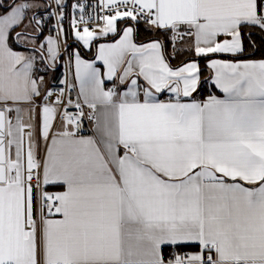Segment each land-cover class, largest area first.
<instances>
[{
	"label": "snow or ice",
	"instance_id": "1",
	"mask_svg": "<svg viewBox=\"0 0 264 264\" xmlns=\"http://www.w3.org/2000/svg\"><path fill=\"white\" fill-rule=\"evenodd\" d=\"M0 264H264V0H0Z\"/></svg>",
	"mask_w": 264,
	"mask_h": 264
}]
</instances>
